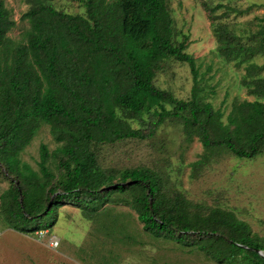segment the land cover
<instances>
[{
    "label": "trees",
    "instance_id": "obj_1",
    "mask_svg": "<svg viewBox=\"0 0 264 264\" xmlns=\"http://www.w3.org/2000/svg\"><path fill=\"white\" fill-rule=\"evenodd\" d=\"M51 1L27 0L21 19L30 28L16 42L9 37L16 21L0 0V168L11 182L0 210L12 229L51 228L59 209L71 205L106 235L121 233L123 215L109 204L126 201L160 244L219 264H264L258 252L264 238L232 211L206 212L173 188L169 174L107 168L97 153L104 145L151 140L175 118L186 139L197 138L205 150L191 165L193 178L223 152L247 160L264 156V65L255 62L264 57V25L238 30L224 18L250 9H209L217 53L244 68L242 85L257 98L235 101L226 114L207 102L200 66L188 53L190 38L176 28L169 0H84L85 15L58 10ZM168 61L191 68L189 100L156 85ZM145 116L153 120L147 129L132 127L133 121L146 125ZM42 125L60 146L50 151L42 144L35 171L22 154ZM124 238L136 242L130 234Z\"/></svg>",
    "mask_w": 264,
    "mask_h": 264
},
{
    "label": "rangeland",
    "instance_id": "obj_2",
    "mask_svg": "<svg viewBox=\"0 0 264 264\" xmlns=\"http://www.w3.org/2000/svg\"><path fill=\"white\" fill-rule=\"evenodd\" d=\"M4 2L16 21L9 37L16 42L23 41L30 24L21 18L30 6L27 0ZM51 3L56 9L73 15L86 14L84 0H52ZM220 4L242 11L250 9L242 15L230 14L224 18L238 30H256L259 23L264 25V0H169L176 28L190 38L188 53L197 59L200 66L207 102L228 114L235 101L253 102L257 98L250 96L242 85L246 73L244 68L225 62L217 53L209 9ZM223 12L220 10L216 15ZM255 62L264 65V57H257ZM261 76L264 78V71ZM155 83L182 100L191 98L194 85L189 65L176 61L165 63ZM261 101L264 102V98ZM144 119L146 125L133 121L132 127L147 129L153 120L150 116ZM42 144L48 145L50 151L60 146L47 125L41 126L22 154V160L35 171H39ZM97 153L107 168L149 167L169 174L173 188L206 212L215 207L232 211L252 227L254 235L264 238V156L247 160L223 152L200 171L199 177L193 178L191 165L204 155L205 150L197 138L193 141L186 139L183 126L175 118L159 128L151 140H127L104 145ZM10 187V180L0 168V196ZM110 205H113L115 213L123 215L121 223L125 227L121 233L106 235L105 231H99L93 222L87 220L79 208L71 205L61 207L56 223L51 228L40 230L39 235L20 233L12 229L0 210V264H219L207 260L197 251L188 253L173 243L154 241L144 232L143 225L126 201ZM125 234H130L136 242L129 243L124 238ZM52 240L59 242L57 248L51 247Z\"/></svg>",
    "mask_w": 264,
    "mask_h": 264
},
{
    "label": "built area",
    "instance_id": "obj_3",
    "mask_svg": "<svg viewBox=\"0 0 264 264\" xmlns=\"http://www.w3.org/2000/svg\"><path fill=\"white\" fill-rule=\"evenodd\" d=\"M37 234L39 235V232H37ZM58 246H59V242L57 240H52L51 247L57 248Z\"/></svg>",
    "mask_w": 264,
    "mask_h": 264
},
{
    "label": "water",
    "instance_id": "obj_4",
    "mask_svg": "<svg viewBox=\"0 0 264 264\" xmlns=\"http://www.w3.org/2000/svg\"><path fill=\"white\" fill-rule=\"evenodd\" d=\"M261 256L264 257V253L262 251H258Z\"/></svg>",
    "mask_w": 264,
    "mask_h": 264
}]
</instances>
